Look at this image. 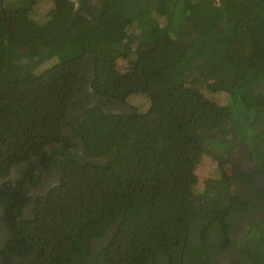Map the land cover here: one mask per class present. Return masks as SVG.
<instances>
[{
	"label": "trees",
	"instance_id": "trees-1",
	"mask_svg": "<svg viewBox=\"0 0 264 264\" xmlns=\"http://www.w3.org/2000/svg\"><path fill=\"white\" fill-rule=\"evenodd\" d=\"M74 11L71 0H55L39 24L27 5L0 3V206L9 233L0 264L15 256L211 264L192 229L205 223V247L215 228L231 241L229 215L220 216L237 178L221 167L195 200L197 169L206 156L233 163L228 153L242 144L264 168V0H96ZM164 86L171 97L146 111L107 109ZM203 111L218 112L212 138L195 127ZM53 169L58 183L19 221L38 172ZM105 238L94 256L92 242ZM231 245L240 264H264V221Z\"/></svg>",
	"mask_w": 264,
	"mask_h": 264
},
{
	"label": "flooded vegetation",
	"instance_id": "flooded-vegetation-1",
	"mask_svg": "<svg viewBox=\"0 0 264 264\" xmlns=\"http://www.w3.org/2000/svg\"><path fill=\"white\" fill-rule=\"evenodd\" d=\"M71 1L75 5L74 12L76 13L80 12L84 4L90 6L93 9H95L96 6V0ZM78 97V99H80L81 96L79 95ZM115 107H119L120 109H122L124 105L120 103L115 106L107 107V109L110 111L113 109L115 111ZM118 111L120 110L118 109ZM82 113L83 110L80 107L73 108L70 111L69 117L71 116L73 118L76 114ZM228 154L235 165V177L237 178V194L233 197V199H231L229 205L227 206V210L220 217L221 219H224L225 217H227V215H229L227 221L230 225L229 236L231 237V241L223 243V239L220 233L221 229L215 228L211 231L208 247H205L201 242V231L202 228H204L203 225L205 223L199 222L192 229V241L195 251L203 249L205 252H207L211 264H240V260L238 259L235 253V249L231 244H236L241 239H243L249 233L250 226L254 221H264V168H255L248 148L244 144L240 145L237 149L230 151ZM20 168L21 167H16L12 171L10 177L14 182L16 181V179L21 178L19 175ZM38 175L41 176V183L39 186L32 187L29 190L28 196L31 198V200L23 208V212L19 217V221L31 220L33 218L35 202L40 196L45 195L53 186H55L60 179V173L55 169H53L51 172H38ZM6 182V180L0 177V186L5 184ZM234 205L237 207L234 208ZM197 206L199 207L198 202ZM4 215V208L0 206V254L5 250V241L9 235L6 226L7 222ZM200 217L206 216L204 215ZM107 244L108 239L106 238L93 241V255H98L107 246ZM27 259L30 260L31 258L26 257L25 259V257L23 258L22 256H15L14 264H22ZM158 264L166 263L164 262V260H162ZM178 264H183L182 257L179 259Z\"/></svg>",
	"mask_w": 264,
	"mask_h": 264
},
{
	"label": "rangeland",
	"instance_id": "rangeland-1",
	"mask_svg": "<svg viewBox=\"0 0 264 264\" xmlns=\"http://www.w3.org/2000/svg\"><path fill=\"white\" fill-rule=\"evenodd\" d=\"M12 0H0V3H4V6H7L8 3H10ZM18 3H20L23 7L28 6L31 8L30 16L29 18L36 23L44 24L47 22L49 18V12L54 7L55 0H34L35 4L30 6V1L28 0H17ZM58 62L57 59H52L49 62L43 63L38 66L36 70L37 73H41L47 68L53 66ZM170 88L169 87H160L156 94H152L149 98L146 95H139L132 99H130L126 104H123L124 107L120 109L119 107H115V110L118 111V109L121 111L130 110L132 108H136L139 111H146L148 110L153 104L157 103L158 101L167 98L170 95ZM215 100L218 102H224V96L223 95H215ZM113 110V109H112ZM218 112L214 111V114L209 116L207 115V112L201 113V119L199 120L198 125H196V129L199 133H202L207 138H212L210 135V127L212 125V121L214 119H218ZM217 114V116H215ZM237 151V150H236ZM221 167H224L228 170V173L230 177L235 174V165L234 163L224 162L218 164V161L213 159L212 157L206 156L202 162V164L199 166V168L196 171V177L199 180V183L196 188V192L193 195V199L196 200V196L203 191L204 184L209 179H216L220 180V169ZM232 194L235 196L237 194V186L233 187Z\"/></svg>",
	"mask_w": 264,
	"mask_h": 264
},
{
	"label": "water",
	"instance_id": "water-1",
	"mask_svg": "<svg viewBox=\"0 0 264 264\" xmlns=\"http://www.w3.org/2000/svg\"><path fill=\"white\" fill-rule=\"evenodd\" d=\"M189 223H190V221H189ZM189 223H188V224H189ZM187 237H188V234L186 235L185 240L187 239ZM184 247H185V243L183 244L182 248H184ZM152 256H153V255H152ZM151 264H153V260H152Z\"/></svg>",
	"mask_w": 264,
	"mask_h": 264
}]
</instances>
